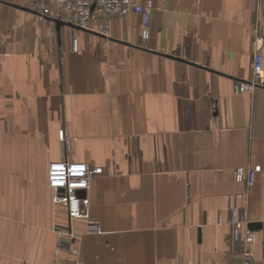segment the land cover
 I'll return each mask as SVG.
<instances>
[{
  "label": "crops",
  "instance_id": "1",
  "mask_svg": "<svg viewBox=\"0 0 264 264\" xmlns=\"http://www.w3.org/2000/svg\"><path fill=\"white\" fill-rule=\"evenodd\" d=\"M145 1L103 37L0 0V264H241L248 223L264 264V0H151L143 37ZM56 160L102 168L86 219L52 204Z\"/></svg>",
  "mask_w": 264,
  "mask_h": 264
},
{
  "label": "built area",
  "instance_id": "2",
  "mask_svg": "<svg viewBox=\"0 0 264 264\" xmlns=\"http://www.w3.org/2000/svg\"><path fill=\"white\" fill-rule=\"evenodd\" d=\"M39 8H53L55 17L87 30L106 34L109 19L112 16H124L134 8V0H34ZM151 0L138 6L142 13V36H147V26L151 13ZM263 84L262 54L255 48L252 53L251 78L234 83L235 92L249 93ZM60 139L66 148H70L71 138L63 131ZM260 171L255 166L249 176ZM102 172L101 167L90 166L86 162L56 160L51 161L47 169V185L52 192V202L64 208L69 221L88 217L89 199L86 195L91 176ZM242 169L237 170L236 178L243 180ZM242 233L243 247L238 254L241 264H252L249 245L255 241L253 231L244 228ZM200 264H213L202 262Z\"/></svg>",
  "mask_w": 264,
  "mask_h": 264
},
{
  "label": "rangeland",
  "instance_id": "3",
  "mask_svg": "<svg viewBox=\"0 0 264 264\" xmlns=\"http://www.w3.org/2000/svg\"><path fill=\"white\" fill-rule=\"evenodd\" d=\"M21 5H23V6H26V7H29V8H31V9H33V10H35V11H37V12H39V13H43V14H46V15H49V14H53V17H54V15H55V13H56V10L55 9H53V8H50V7H47V8H39V7H37V5L35 4V2H34V0H21ZM108 23H109V21H108ZM108 31V30H107ZM252 34L254 35V37L256 36V29L255 28H253L252 29ZM253 43H255L254 42V40H253ZM255 48H257L255 45H254V48L253 49H255ZM258 49V48H257ZM259 50V49H258ZM260 51V50H259ZM252 53H253V51H252ZM251 78V64H250V76H249V78L247 79V80H249ZM256 89V88H255ZM254 89V90H255ZM253 90V91H254ZM252 91V92H253ZM252 92H249V93H252ZM237 93H243V92H237ZM61 131H63V130H61ZM63 133H65L64 131H63ZM60 134V133H59ZM61 135V134H60ZM68 136V135H67ZM70 137V136H69ZM61 137L59 136V139H60ZM71 138V137H70ZM62 141V140H61ZM68 149V148H67ZM250 171L251 170H247V171H244V182H245V185H247V186H249V185H251L252 184V180H253V178L255 177H252V176H249V174H250ZM46 183H47V179H46ZM48 186V185H47ZM50 189V188H49ZM51 190V189H50ZM51 201H52V192H51ZM52 204H53V202H52ZM54 205V204H53ZM58 206V205H57ZM248 228V227H247ZM249 229V228H248ZM249 230H251V229H249ZM252 231V230H251ZM242 247H243V244H242Z\"/></svg>",
  "mask_w": 264,
  "mask_h": 264
},
{
  "label": "water",
  "instance_id": "4",
  "mask_svg": "<svg viewBox=\"0 0 264 264\" xmlns=\"http://www.w3.org/2000/svg\"><path fill=\"white\" fill-rule=\"evenodd\" d=\"M14 7H17V8H19V9H23V10H26V11H30V12H35V13H37L35 10H33V9H31V8H29V7H26V6H21V5H15V4H12ZM52 20L55 22V24H56V26L58 27L59 25H61V24H66V25H70V26H72V27H74V28H77V29H81V30H83V31H86V32H89V33H93V34H95V35H99V36H105L104 34H101V33H98V32H96V31H92V30H87V29H84V28H82V27H79V26H76V25H73V24H71V23H69V22H65V21H63V20H61V19H59V18H52ZM165 56H168V57H171V56H169V55H165ZM171 58H174V57H171ZM175 59H177V60H181V59H178V58H175ZM248 228L249 229H254L256 226H257V223H248Z\"/></svg>",
  "mask_w": 264,
  "mask_h": 264
}]
</instances>
